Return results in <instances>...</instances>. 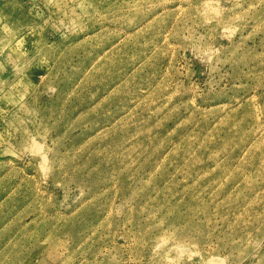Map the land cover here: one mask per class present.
<instances>
[{
	"label": "rangeland",
	"instance_id": "obj_1",
	"mask_svg": "<svg viewBox=\"0 0 264 264\" xmlns=\"http://www.w3.org/2000/svg\"><path fill=\"white\" fill-rule=\"evenodd\" d=\"M0 264H264V0H0Z\"/></svg>",
	"mask_w": 264,
	"mask_h": 264
}]
</instances>
